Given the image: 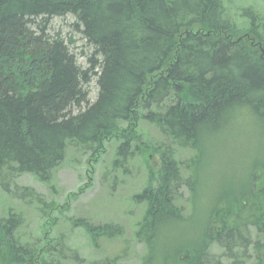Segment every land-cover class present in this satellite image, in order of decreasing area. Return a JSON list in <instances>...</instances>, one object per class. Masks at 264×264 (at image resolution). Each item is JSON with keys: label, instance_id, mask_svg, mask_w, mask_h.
<instances>
[{"label": "trees", "instance_id": "1", "mask_svg": "<svg viewBox=\"0 0 264 264\" xmlns=\"http://www.w3.org/2000/svg\"><path fill=\"white\" fill-rule=\"evenodd\" d=\"M224 3L0 0L2 190L42 202L34 189L18 186L14 179L31 173L49 182L68 145L96 154L104 140L116 137L120 142L112 165L117 167L133 154L156 151L137 130L139 121H144L166 140L157 151L159 171L134 196L146 204L136 235L153 249L156 230L179 218L175 190L182 185L189 194L195 190L194 163L205 138L244 113L256 119L264 133V15L254 10L240 24ZM67 15L92 49L85 66L77 61L70 43L58 32H49L53 17ZM92 78L98 91L90 100ZM168 142L191 150L187 179ZM263 165L251 172L250 184L241 193L253 195L256 189L249 214L237 215L235 209L233 215L228 205L220 210L210 222L212 235L207 232V240L187 253L182 264H205L212 242L231 258L236 249L247 252L251 246L253 257L247 264H264V240H250L246 232L253 226L264 235ZM20 223V215L14 212L0 218V242L6 243L7 263L66 264L59 239L42 249L37 261L32 259V248L19 245L15 238ZM83 225L94 242L121 234L120 226L110 223L84 221ZM54 251L55 259L51 257ZM104 264H116V259Z\"/></svg>", "mask_w": 264, "mask_h": 264}, {"label": "rangeland", "instance_id": "2", "mask_svg": "<svg viewBox=\"0 0 264 264\" xmlns=\"http://www.w3.org/2000/svg\"><path fill=\"white\" fill-rule=\"evenodd\" d=\"M224 1L240 24L254 10L264 15V0ZM72 22L70 15L53 17L49 32H58L70 43L77 61L85 66L92 49L71 26ZM88 88L89 99L93 100L98 91L95 78ZM137 130L144 142L155 146L156 151L133 154L121 167L112 165L120 140L111 137L102 142L96 154L68 145L63 161L53 170L49 182L40 181L31 173H22L14 179L16 185L34 189L42 202L20 199L0 187V218L7 217L10 212L20 215L21 223L14 235L19 245L27 244L29 249L32 248V259L37 261L41 250L59 239L65 249L62 258L66 264H104L113 258L116 264H182L195 246H201L207 240V232L212 235L210 222L220 210L228 205V209L234 210H228L229 213L235 215L237 209V215L245 216L252 210L253 202L250 204L249 201L255 198V187L253 195L242 196L241 193L250 184L251 172H258L264 164V133L259 122L244 113L205 138L194 163L197 169L195 190L189 194L185 185L175 190L174 202L180 209L179 218L163 223L156 230L154 247L150 249L145 239L136 235L146 204L134 200V196L147 185L148 178L159 171L157 151L166 140L155 126L144 121H139ZM172 150L182 177L187 179L190 171L186 164L191 150L176 145H172ZM84 221L95 225H118L121 234L112 238L100 237L94 242ZM246 232L250 240H264V235H259L253 226H248ZM0 244V264H12L6 262V243L2 245L1 241ZM55 251L51 253L54 259L57 257ZM234 253L235 258L228 257L221 246L212 242L205 264H232L234 261V264H247L253 257L251 246L247 252L236 249Z\"/></svg>", "mask_w": 264, "mask_h": 264}]
</instances>
